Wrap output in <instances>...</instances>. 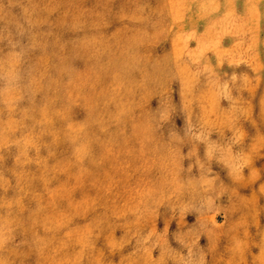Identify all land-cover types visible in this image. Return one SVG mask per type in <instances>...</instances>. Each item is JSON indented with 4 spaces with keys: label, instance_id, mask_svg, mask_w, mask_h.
Masks as SVG:
<instances>
[{
    "label": "rangeland",
    "instance_id": "obj_1",
    "mask_svg": "<svg viewBox=\"0 0 264 264\" xmlns=\"http://www.w3.org/2000/svg\"><path fill=\"white\" fill-rule=\"evenodd\" d=\"M0 264H264V0H0Z\"/></svg>",
    "mask_w": 264,
    "mask_h": 264
}]
</instances>
